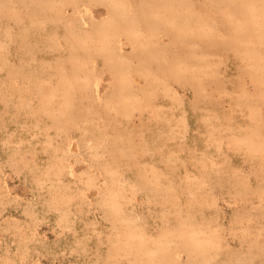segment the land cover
<instances>
[{
  "label": "rangeland",
  "instance_id": "obj_1",
  "mask_svg": "<svg viewBox=\"0 0 264 264\" xmlns=\"http://www.w3.org/2000/svg\"><path fill=\"white\" fill-rule=\"evenodd\" d=\"M0 264H264V0H0Z\"/></svg>",
  "mask_w": 264,
  "mask_h": 264
}]
</instances>
